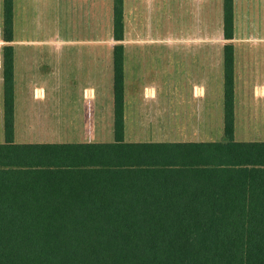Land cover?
<instances>
[{
    "label": "trees",
    "instance_id": "trees-1",
    "mask_svg": "<svg viewBox=\"0 0 264 264\" xmlns=\"http://www.w3.org/2000/svg\"><path fill=\"white\" fill-rule=\"evenodd\" d=\"M234 1L221 0V141H124L112 0L113 142L15 144L14 3L1 0L0 264H264V142L234 138Z\"/></svg>",
    "mask_w": 264,
    "mask_h": 264
},
{
    "label": "rangeland",
    "instance_id": "rangeland-1",
    "mask_svg": "<svg viewBox=\"0 0 264 264\" xmlns=\"http://www.w3.org/2000/svg\"><path fill=\"white\" fill-rule=\"evenodd\" d=\"M135 1L126 26L124 22L122 45L124 53L142 54V68L133 67L126 77L128 88H131L129 95L135 96L136 88L153 87L152 98L145 90L138 93L148 101L143 106L151 114L155 111V104L150 105V101L154 100L156 92H168L179 97L181 111L189 116L190 111L197 109V104L190 99L192 84L206 86L211 89L207 94L212 96V142L221 141L222 48L227 43L222 37L221 0H212L210 27L201 26L209 0ZM195 2H199L201 14H198ZM239 3L245 5L237 16L234 9V39L231 41L235 51L234 137L240 142H264V95L257 96L253 92L254 87L264 89V0H238ZM188 4L192 6L191 10H188ZM14 6L13 47L18 58L17 84L47 90L52 84L60 83L69 89L61 95L63 99L65 95L67 97L62 99L67 110L75 112L82 109L80 98L83 88H93L100 93L111 69L112 48L116 43L111 37L112 7L109 0H14ZM193 16H196L195 26H186ZM175 22L180 26L173 27ZM81 41L83 44L79 43ZM2 45L4 43L0 39V48ZM186 52L202 56L190 60ZM81 53L86 57L76 61V55ZM92 53L95 60L87 57ZM204 53H211V78L204 66ZM49 54L55 55L56 59ZM59 54H62L61 60ZM237 55L242 63L238 70ZM187 61L190 66L186 65ZM132 63L139 64V60ZM98 93H95L96 100ZM34 95L39 98L36 93ZM31 102L33 117L39 114L42 117L48 109L55 110L49 99ZM74 120L68 119L69 125ZM148 120L150 123L154 121ZM148 129L152 137L153 128Z\"/></svg>",
    "mask_w": 264,
    "mask_h": 264
},
{
    "label": "crops",
    "instance_id": "crops-1",
    "mask_svg": "<svg viewBox=\"0 0 264 264\" xmlns=\"http://www.w3.org/2000/svg\"><path fill=\"white\" fill-rule=\"evenodd\" d=\"M108 1V0H107ZM141 1V0H140ZM110 7H112V0H109ZM14 3V0H13ZM108 3V2H107ZM136 3L135 0H123L124 22L125 26L128 21V14L131 13L132 6ZM197 4L198 14H201L199 2ZM222 4V2H221ZM189 5V4H188ZM245 5L238 4L235 1L234 9L236 10V16L241 7ZM188 10L192 9V6ZM15 9V6H13ZM211 11L212 0L208 2V10L204 11V20L201 26H211ZM221 11V9H220ZM195 14V13H194ZM200 16V15H199ZM196 16H193V20H190L186 26H195L193 23ZM201 18V16H200ZM160 20V19H159ZM162 20V16H161ZM180 20V19H179ZM174 21V19H173ZM141 22V20H140ZM193 23V24H192ZM180 26L179 22H175L173 27ZM78 43V42H77ZM83 44L82 41L79 42ZM88 43V42H87ZM94 43V41L92 42ZM211 44V40L209 39ZM191 59L196 58L195 52H186ZM58 55V54H57ZM56 55V56H57ZM89 55V56H88ZM87 57L95 60L94 53L88 54ZM185 55V56H187ZM49 56H55L49 54ZM76 61L84 59L86 54L76 55ZM199 59L201 54H198ZM197 56V57H198ZM204 66L208 68L209 78H211L212 71V58L211 53H204ZM55 58V57H54ZM17 57H14V143L15 144H95V143H112L113 142V94H112V63L111 69L108 74L107 82L101 86L100 93L93 88H83L81 92V105L82 109L75 112L68 111L67 104L62 102V92H68V87H62L59 84H52L44 90L42 88L31 89L26 84H17L16 82V69H17ZM56 59V58H55ZM59 59H62V54H59ZM133 60L138 61L132 63ZM112 61V59H111ZM240 57H236V68L240 67ZM30 64H28L29 66ZM190 66V64H187ZM142 68V54L141 53H124V141L127 143H183V142H212V96L207 94L211 92V89H207L206 86L198 84H192L190 99L196 105L197 109L190 111V115L184 114L181 111L179 97L170 95L168 92L164 94L162 91L156 92L154 100L150 101V105L155 104V111L151 114L144 109L145 101L142 93L144 90L150 94V98L153 97L155 89L153 87L143 88L142 90L136 88V95L131 97L129 95L128 85L126 83V77L129 72H132L133 67ZM206 70V69H205ZM56 84V85H55ZM223 90V89H222ZM197 92V95H195ZM253 92H256L257 96L264 95L263 87L253 88ZM34 93L39 96L36 98ZM53 93V94H52ZM60 95H59V94ZM95 93H98L97 100ZM66 95L64 96L65 100ZM235 97V95H234ZM67 98V97H66ZM52 102V107L56 110H47L42 117L31 115L32 101H48ZM97 103V104H96ZM96 104V105H95ZM222 105V98H221ZM49 108L50 105H49ZM59 108V110H57ZM144 109V110H143ZM59 111V112H58ZM73 115V117H72ZM68 119H75L72 125H69ZM148 119H154L150 123ZM234 119H235V106H234ZM221 130L223 136V117L221 112ZM149 123L151 124L149 126ZM148 127L153 128L151 130L152 140ZM218 131V130H217ZM220 137V139L222 138ZM235 136V133H234ZM235 138V137H234ZM4 141L3 135V102H2V85H0V144Z\"/></svg>",
    "mask_w": 264,
    "mask_h": 264
}]
</instances>
